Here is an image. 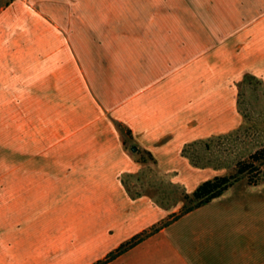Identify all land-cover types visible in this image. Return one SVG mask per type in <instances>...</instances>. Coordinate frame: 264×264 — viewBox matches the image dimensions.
Masks as SVG:
<instances>
[{"label": "crops", "instance_id": "crops-1", "mask_svg": "<svg viewBox=\"0 0 264 264\" xmlns=\"http://www.w3.org/2000/svg\"><path fill=\"white\" fill-rule=\"evenodd\" d=\"M23 1L62 29L92 104L61 133L54 102L32 104L47 142H18L0 163V264H95L222 174L189 148L242 123L247 77L264 84V0ZM103 264H264V179L238 180Z\"/></svg>", "mask_w": 264, "mask_h": 264}, {"label": "rangeland", "instance_id": "rangeland-1", "mask_svg": "<svg viewBox=\"0 0 264 264\" xmlns=\"http://www.w3.org/2000/svg\"><path fill=\"white\" fill-rule=\"evenodd\" d=\"M31 5L29 1L0 0V163L14 162L18 142L24 147L46 144L48 126L41 121L43 116L34 123L30 114L37 99L44 113L48 101L54 102L55 121L50 129L59 133L68 129L71 116L77 117L92 104L84 84L69 68L70 60L62 58V52L68 50L62 29L49 27L52 19L46 12L32 10ZM244 83L238 102L242 123L189 148L191 157L215 163L222 174L264 145V84L253 76ZM117 125L121 130L124 127ZM20 131L22 139L16 138ZM122 132L124 144L131 150L136 146L131 133ZM136 151L133 153L139 160Z\"/></svg>", "mask_w": 264, "mask_h": 264}, {"label": "trees", "instance_id": "trees-1", "mask_svg": "<svg viewBox=\"0 0 264 264\" xmlns=\"http://www.w3.org/2000/svg\"><path fill=\"white\" fill-rule=\"evenodd\" d=\"M122 131H124L126 135H130L131 133L129 129L124 127H122ZM136 153L140 154V161L154 162L153 156L147 150L137 149ZM240 179H245L252 185H256L264 179V145L255 149L246 157L237 160L229 173L215 175L210 179L200 182L191 193L184 194V204L177 213L169 215L165 220L152 226L150 230L143 231L133 236L130 240L122 243L116 250L110 252L106 258L97 261L95 264H103L109 261L134 245L136 242L140 241L143 237L156 231L160 227L167 225L178 216L204 205L212 199L222 195Z\"/></svg>", "mask_w": 264, "mask_h": 264}, {"label": "water", "instance_id": "water-1", "mask_svg": "<svg viewBox=\"0 0 264 264\" xmlns=\"http://www.w3.org/2000/svg\"><path fill=\"white\" fill-rule=\"evenodd\" d=\"M136 149H137V147H136L135 145H133V146L131 147V150H132V151H136Z\"/></svg>", "mask_w": 264, "mask_h": 264}]
</instances>
